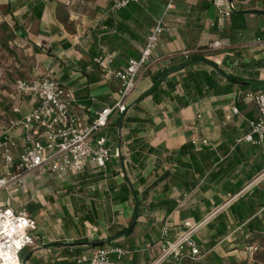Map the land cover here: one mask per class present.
Masks as SVG:
<instances>
[{
  "label": "crops",
  "instance_id": "obj_1",
  "mask_svg": "<svg viewBox=\"0 0 264 264\" xmlns=\"http://www.w3.org/2000/svg\"><path fill=\"white\" fill-rule=\"evenodd\" d=\"M13 1L15 0H0V4L4 5V11H0L4 21L16 35L14 21L16 18V23L21 29L19 33H26L28 37L22 39L16 36L32 48V61L35 59L39 61L40 57H47L49 60L48 66L38 68L34 75L20 79L31 80L44 74H51L64 86L73 90L77 103L84 106L83 116L94 121L98 111L114 106L119 97L118 86L105 79L94 63V58L112 54L113 69H120L125 67L128 60L135 57L134 55L140 57L156 23L167 11L170 0H140L139 3H135L140 7V13L133 10L135 9L133 6L122 11L128 12L123 16L120 11L118 17L111 11L113 0H95L96 11H72L71 0L52 2L44 0L48 5L41 19H36L33 11H28L26 7L17 8L13 12L15 17L13 19L7 11L8 4ZM211 1L173 2L174 6L168 10L165 18L169 32L161 36L154 53L155 57L153 56L154 61L141 73L136 90L130 97L129 106H132V109L127 113L128 116L154 122L144 124V131L139 136L153 147L162 146L172 152L187 143L195 144L198 149L208 146L211 153L207 155L202 153L196 158L199 161L198 165L204 169L203 174L199 175L192 165V169L188 170L190 176H193V182L190 183L192 190L187 192L184 188L182 190L184 192L176 189L173 191L172 197L179 200L180 205L169 216L146 209V205L151 202L163 199L162 193L151 194L147 199L139 197L138 201L131 197L127 203L115 204L106 198V192H109L111 184L118 191L117 187L128 178L131 184L138 188L141 185L138 179L142 178L149 182L154 180L156 175L161 176L164 173L162 169L154 171L156 161L154 156L146 159L143 170H136L138 165L131 162L132 153L125 142L129 130L119 128L118 136L124 141L125 155L122 161L118 166L112 164L113 175L97 184L92 183L98 174L94 163H90L84 173L68 177L71 182L74 181L72 184L77 186L76 190L79 193L78 196L71 195L69 201L61 207L60 219L54 221L59 224V230L51 227L49 217H44L47 212L45 204L40 200L35 201L43 208L35 216L41 225L40 234L36 238L37 245L28 249L35 252L37 263L34 264L64 261L68 254L75 252L72 244L84 241H104L109 247L128 251L129 254L123 264H155L162 255L163 228L170 225L173 229H179L187 219V222H194L191 218L183 220L182 215L196 208H200L202 213L208 207L214 211L217 202L215 197H219L222 203L208 216H211L208 223L219 214L228 213L226 222L229 234L223 240L225 242L223 254L227 256L236 254L238 247L239 250L244 248L242 240L246 238L250 244L260 247V250L253 255L243 250V254L253 257L251 259L253 264H264V170L262 174L260 172L256 174L259 166L264 165V144L238 143L240 137L250 132V121L255 119L258 109L246 98H236L238 86L233 87V93H221L218 96L214 91L204 87L205 96L183 108H179L173 100L175 95L183 94L182 79L190 70L212 72V67L201 61L184 68L187 59L181 53L186 51L192 52L191 59L199 58L214 63L225 74L232 75L238 80L264 81V37L258 38L259 33H264V0H229L234 3L237 10L233 12V20L221 19ZM240 13L244 15L243 29L240 27L241 19L238 18ZM121 24L134 35L118 31ZM221 38L229 39L231 46L222 50L211 49V43ZM64 74L66 78L62 80ZM159 77H163V87L168 90V95H162L161 103H155L148 93ZM169 82L179 83L176 92H170L167 86ZM221 83L223 86L227 84L224 80ZM13 93L14 88L11 97ZM16 103L15 100L8 101L5 106L12 111ZM19 105L24 110L27 100H22ZM232 107L238 109V115H231ZM118 116L120 115L111 118L110 124L99 136L107 132ZM135 139L137 138L133 137L132 140ZM204 141L207 144H204ZM164 167L169 169L171 166L165 164ZM33 176L40 175L29 177L26 183L19 187L22 193L25 192L24 189L27 190V182ZM250 177L253 178L248 180ZM52 178L56 179L54 176ZM81 182L87 186L84 187ZM242 183H244L242 189L234 194ZM140 187L144 188L143 185ZM7 192L10 195V192ZM31 201L34 200L27 202ZM139 201L142 204L141 208ZM27 202L25 201V205ZM3 203L5 202H0V205L5 206ZM231 207H234L232 213L229 211ZM139 210L140 216L137 218ZM88 212H91L96 224L88 221L79 223L77 217L84 218ZM240 215L245 220L243 225L238 226L241 224ZM54 217L59 216L54 214ZM132 218L136 221L135 228L139 232L116 238V232L127 228V222ZM254 219L256 228L252 230L248 225ZM206 225L195 235L197 242L208 243L214 234ZM171 236L169 232L168 239H171ZM156 239L159 241L156 242ZM219 246L222 244L213 247L211 252L221 249ZM91 252L89 249L84 251L88 255ZM191 263L194 262L186 264ZM162 264L176 263L174 260H168Z\"/></svg>",
  "mask_w": 264,
  "mask_h": 264
},
{
  "label": "built area",
  "instance_id": "obj_2",
  "mask_svg": "<svg viewBox=\"0 0 264 264\" xmlns=\"http://www.w3.org/2000/svg\"><path fill=\"white\" fill-rule=\"evenodd\" d=\"M140 0H113L111 11L116 13ZM170 0L167 11L156 23L148 37L140 57L131 58L125 67L113 69L114 55L95 57L105 79L118 86L119 97L111 108L96 113L94 121L83 116L84 106L77 103L73 90L64 86L51 74H44L35 79H17L13 100L17 101L12 111L20 116L11 118L0 128V193L22 187L32 175H52L56 179H66L71 175L84 173L90 163L97 168H105L113 158H121L120 149L112 154L105 137L99 136L108 127L114 115L124 114L129 106L130 97L136 90L141 73L146 70L154 56L163 34L169 32L165 25L168 10L174 6ZM214 6L221 19L230 18L236 10L229 0H214ZM231 41L217 39L210 48L222 50L229 48ZM191 51L182 52L188 59ZM27 100L22 110L19 105ZM246 100L254 103L257 115L250 121V132L243 135L238 143L252 145L264 144V91L246 95ZM231 115L239 111L231 108ZM204 144H207L204 141ZM179 202V200H178ZM180 203V202H179ZM208 217L200 223H185L188 231L175 241H170L169 227L162 230L161 254L155 264L174 260L176 264L198 262L201 255L195 235L208 223ZM38 221L22 207H15L8 202L0 207V264H23L21 254L24 250L37 245L34 233ZM259 247L247 246L249 255L256 254ZM91 254L78 258L79 264H123L128 251L100 246L91 249Z\"/></svg>",
  "mask_w": 264,
  "mask_h": 264
},
{
  "label": "trees",
  "instance_id": "obj_3",
  "mask_svg": "<svg viewBox=\"0 0 264 264\" xmlns=\"http://www.w3.org/2000/svg\"><path fill=\"white\" fill-rule=\"evenodd\" d=\"M49 2H52L54 0H48ZM175 2V0H174ZM212 5L214 3V0L210 2ZM47 2L44 0H15L13 2H10L8 4V10L9 14L13 16V12L17 10V8H23L26 7L28 11H33V15L36 19H41L43 12L46 9ZM135 3H131L128 5V7L121 10V15H125V13L128 12H122L125 9H129L130 7H133L138 13H140V7ZM136 6V7H135ZM118 13L120 14V11L116 12L115 14L118 17ZM236 14V13H235ZM119 15L120 17H122ZM231 20L234 19V14L232 13L230 16ZM239 20L241 19V29H243L244 22V15L240 13L238 15ZM16 27H15V33L22 39H26L28 36L26 33H19L20 26L18 23H16V18L14 19ZM128 32L130 36L134 35L132 31H130L125 25H120L118 27V31ZM135 34L137 32H134ZM264 37V33H259L258 38L262 39ZM134 58H138L139 56L134 55ZM186 59V58H185ZM130 60V59H129ZM128 60V61H129ZM196 61L205 62L208 66L212 67V72L208 73L207 71H198V70H190L187 75H185L182 79V89L183 94L182 95H175L173 97V100L176 102L177 106L179 108L187 107L191 103H195L197 100L203 98L205 96V93L203 94V88L207 87L210 91H214L215 95H221L222 94H229L233 93V87L238 86L239 89L236 91V98L243 99L246 98L247 94L250 93H256L259 91L264 90V81H257V80H238L237 78L233 77L232 75H227L221 70L219 67H217L216 64L208 62L204 59H191L190 57L187 59V63H185L183 66L184 68L187 66H190L192 63ZM128 63V62H127ZM117 70V69H116ZM65 74L62 76V80L65 79ZM223 80L227 83L226 85H222L221 82ZM168 89L171 90L170 92H176L177 86H179V83H167ZM151 95L155 103H161L162 101V95L166 96L168 95V90H165L163 87V77H159L155 80L153 88L149 91L148 96ZM116 104V103H115ZM114 104V105H115ZM113 107V105H112ZM111 108V107H107ZM132 109V106H128L127 111L124 114H120L116 120L112 122V124L109 126V129L106 133H104L101 137H105L107 140V146L112 149V154H114L116 149H120L121 158H113L110 160L105 168H97L98 174L96 178L92 181V183H99L100 181L109 178L110 175H113L111 165L118 166L120 161H122L124 157V141L123 139L119 138L118 136V129L119 128H127L129 130V136H126L125 142L128 150L132 153L131 156V162L134 164H137L138 167L136 170H143L145 165L144 162L149 156H154L156 158L155 161V168L154 171L157 172L159 169H162L164 172L161 176L156 175L154 177V180H151L147 182V180H144L142 178L138 179L140 186H144V188H141L140 186L138 188L134 187L131 184V181L127 180L118 186V191L115 190V188L110 185L109 192H106V198L111 199L115 204L118 203H124L129 201V199L135 198L137 201L139 200V197L143 199H147L151 196L152 193H155L159 195L162 193L163 199L157 201V202H151L150 204L146 205V209L149 212H158L160 214H164L165 216H169L172 214L180 205L178 200L176 198L172 197L173 191L176 189L179 192H184V188L187 192L190 190V183L193 182V176H190V171L192 169V165L194 166L196 172L199 175L203 174V168L198 165L199 161L196 159L198 156H200L202 153L207 155V153H211L208 146H204L200 149L197 148V146L193 143H187L183 145L179 150L169 152L165 147H153L145 142V140L140 139L139 136L141 133H143V125L146 123L154 124L152 121H145L144 119H140L138 117L128 116L127 113ZM10 111V110H9ZM11 115L17 117L19 114L14 113L11 111ZM135 125V127H134ZM153 126V125H152ZM244 126V125H243ZM242 126V127H243ZM240 136V134H239ZM134 138H137L135 140H132ZM241 138V137H240ZM239 140V139H238ZM115 155V154H114ZM189 157V159H187ZM165 164L170 165L171 167L169 169H166L164 166ZM262 170H264V165H260L258 168V171H256V174L261 173ZM127 170L125 171V173ZM82 174V173H81ZM115 174V173H114ZM120 173L118 172V175ZM262 174V173H261ZM79 175V174H78ZM198 175V176H199ZM253 177H250L248 180H251ZM84 185L85 183H82ZM114 185V184H113ZM244 183L240 184L236 191L233 193H237L239 190L242 189ZM87 185H84L86 187ZM186 194V193H185ZM156 197V195H155ZM154 197V198H155ZM217 198L216 207L214 209L217 210L218 206L221 205L222 200ZM219 199V200H218ZM140 208L141 203L139 201ZM25 210L27 213H29L32 217H35L40 210H42L43 206L35 201L27 202L26 205H24ZM234 207H231L229 211L232 213ZM65 210V209H64ZM213 208L206 209L204 213H202L200 208H196L193 211L187 212V214L182 215V219L185 220L186 218H191L194 220L192 222L193 224L200 223L205 218H207L209 215H211L213 212ZM67 215V214H66ZM65 215V217H67ZM140 216V210L138 211L137 218ZM36 218V217H35ZM79 220V223H82L84 221H88L90 223L96 224L95 219L93 218L91 212H88L85 214V217H77ZM240 222L238 226L243 225V221L245 218L240 215ZM228 213H221L219 214L215 219H213L210 223H207L206 227L213 231L214 234L209 239L210 241L208 243L200 241L197 242L198 248L200 250L201 255H204V258L198 262H194L191 264H236V256L235 255H224L223 254V248L225 247L223 244L224 238L228 236ZM188 221V219H187ZM185 220V223H187ZM185 223L177 229H173L172 226L169 227V232L172 234L169 239L170 241H175L181 236H183L187 231L188 228L185 226ZM255 219L254 221L249 223V229L255 230ZM257 225V224H256ZM161 226V225H160ZM136 227V221L131 224L130 227L124 228L120 231H117L115 236L116 238L121 237H127L130 235V232L132 229H135ZM159 241V239H156ZM151 241V240H150ZM239 242V241H238ZM249 239L243 238L242 243L243 247L246 249L247 246L253 245L249 243ZM218 244H222L221 249L215 250L211 252V249ZM56 245V244H55ZM110 245V244H109ZM122 245V244H120ZM54 246V245H51ZM72 246L75 248V252L71 255L68 254L67 259L61 262H55L54 264H79L78 258L81 257L84 253V251H87L88 249L91 250L94 247H100V246H108L105 244L104 241L99 242H78L73 243ZM258 247V246H257ZM238 247V251H245V249H240ZM260 248V247H259ZM236 253V254H237ZM35 252L31 250H24L21 254V261L23 264H34L36 261V258L34 256ZM235 256V257H234ZM243 263V262H242Z\"/></svg>",
  "mask_w": 264,
  "mask_h": 264
},
{
  "label": "rangeland",
  "instance_id": "obj_4",
  "mask_svg": "<svg viewBox=\"0 0 264 264\" xmlns=\"http://www.w3.org/2000/svg\"><path fill=\"white\" fill-rule=\"evenodd\" d=\"M96 3L95 0H71V8L72 11H96ZM0 11H4V5L0 4ZM31 51L32 48L28 43L17 38L13 29L0 14V128L2 125L7 124V119L13 118L11 117V111L8 109L9 107L5 105L8 101L13 100L10 95L13 92L15 81L30 77L36 73L38 68L49 65L47 57H40L39 61L36 59L32 61L31 55L33 52ZM154 57L151 62L154 61ZM73 182L69 178L53 180L52 175L33 176L27 182L28 187L27 190L24 189L25 192L22 193L20 188L16 191L9 190L10 195L4 191L0 193V202L7 204L10 201V204L15 207H24L25 201L40 200L45 204V211L47 210L44 217H49L52 223L51 227H56V230H59V224L54 221L60 219L61 207L69 201L68 198L71 195L78 196L79 193L76 190L77 186L72 184ZM54 203L56 206H54ZM54 214L59 217L55 218ZM133 221L135 222L134 218L127 222V226L130 227L134 223ZM40 226L39 220L38 229L34 233L36 238L40 234ZM136 232H139L136 228L132 229L130 235ZM233 255L236 256V264H253L251 260L253 257L247 256V254L244 255L243 251Z\"/></svg>",
  "mask_w": 264,
  "mask_h": 264
}]
</instances>
